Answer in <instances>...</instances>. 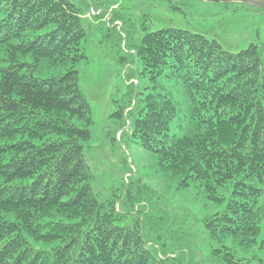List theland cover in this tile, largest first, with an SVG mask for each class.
Masks as SVG:
<instances>
[{"label": "trees", "instance_id": "obj_1", "mask_svg": "<svg viewBox=\"0 0 264 264\" xmlns=\"http://www.w3.org/2000/svg\"><path fill=\"white\" fill-rule=\"evenodd\" d=\"M85 37L70 0H0V264H179L168 245L152 249L139 218L93 191ZM134 58L141 98L118 114L134 117L130 136L180 188L203 187L217 202L228 192L207 235L226 251L227 240L250 248L264 229V44L232 53L166 28L144 34ZM41 68L55 74L35 77Z\"/></svg>", "mask_w": 264, "mask_h": 264}, {"label": "rangeland", "instance_id": "obj_2", "mask_svg": "<svg viewBox=\"0 0 264 264\" xmlns=\"http://www.w3.org/2000/svg\"><path fill=\"white\" fill-rule=\"evenodd\" d=\"M70 1L82 11L86 31L82 43L86 59L78 70L80 91L92 109V136L85 156L94 193L102 201L117 200L128 219L139 218L152 249L168 245V255L177 256L179 264H225L227 253L248 264H264V229L250 248L227 240L224 246L229 251L207 235L205 220L225 210L229 193L221 189L226 199L217 202L203 187L180 188L177 179L159 169L158 155L130 136L134 117H127L125 110L127 127L121 129L123 120L118 116L141 98L137 83L142 88L143 80L134 50L144 34L166 28L185 30L237 53L251 44H264V10L244 3L195 0ZM111 12L124 26L110 20ZM51 74L55 72L45 68L34 72L37 78Z\"/></svg>", "mask_w": 264, "mask_h": 264}, {"label": "water", "instance_id": "obj_3", "mask_svg": "<svg viewBox=\"0 0 264 264\" xmlns=\"http://www.w3.org/2000/svg\"><path fill=\"white\" fill-rule=\"evenodd\" d=\"M202 2H215V3H244L254 8L264 10V0H195Z\"/></svg>", "mask_w": 264, "mask_h": 264}]
</instances>
